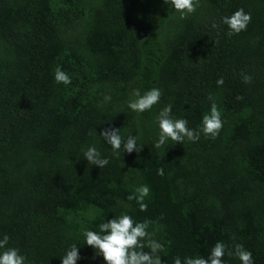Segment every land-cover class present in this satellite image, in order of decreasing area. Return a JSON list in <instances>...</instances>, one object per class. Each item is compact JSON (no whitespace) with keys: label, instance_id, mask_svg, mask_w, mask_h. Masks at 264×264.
I'll return each mask as SVG.
<instances>
[{"label":"trees","instance_id":"obj_1","mask_svg":"<svg viewBox=\"0 0 264 264\" xmlns=\"http://www.w3.org/2000/svg\"><path fill=\"white\" fill-rule=\"evenodd\" d=\"M239 8L252 20L228 36L222 18ZM57 66L70 85L54 81ZM152 87L162 95L150 111L127 107L132 90ZM210 95L217 137L153 147L162 107L195 129ZM106 128L143 147L113 154ZM92 143L109 159L102 169L80 155ZM141 184L144 211L127 200ZM121 211L150 222L165 264L217 241L264 264V0H199L183 20L165 0H0V233L29 264H61L84 229ZM79 244L77 264H103Z\"/></svg>","mask_w":264,"mask_h":264},{"label":"clouds","instance_id":"obj_2","mask_svg":"<svg viewBox=\"0 0 264 264\" xmlns=\"http://www.w3.org/2000/svg\"><path fill=\"white\" fill-rule=\"evenodd\" d=\"M171 8L179 14V19H186L193 14L199 6V0H165ZM250 12L243 8L235 10L231 15H225L222 23L227 26V35L239 34L247 29L251 22ZM213 27H216L213 24ZM244 83L251 82L252 77L242 73ZM54 81L57 84L70 85L72 83L70 75L57 66L54 70ZM217 85H223V78H218ZM162 91L158 87H152L145 91L136 88L131 91L127 101V107L138 114L150 111L154 105L158 104ZM104 102L111 100L110 95L104 96ZM241 99V97H237ZM212 101L210 109L202 115L199 126L195 129L188 126V120L177 118L172 115V105L162 107L155 115V126L158 129L157 138L153 147L161 148L169 145V141L174 143L185 140L196 142L201 134L214 139L219 135L223 127L221 111L210 95ZM93 133L90 131L89 135ZM106 144L111 146L113 154L123 152L131 154L133 151L139 152L143 146L138 144V134L129 135L125 139L121 136L119 129L106 128L100 133ZM80 155L88 162L104 168L109 164V159L102 156L97 146L92 143L82 146ZM79 155V156H80ZM78 156V158H79ZM150 187L147 184L139 185L133 193L127 196V200L139 205L141 211L146 210L145 198L150 195ZM150 222L147 220H137L131 214L121 211L111 218L101 221L95 229L83 230V244L73 242L63 252L60 257L61 264H77L81 259L78 244L87 245L94 249L93 259L103 257V264H165L161 253L165 251V244L154 238L155 233L149 231ZM11 237L7 233H0V264H29L28 257L19 247L13 246ZM225 255L239 260L240 264H254L252 252L243 244L236 243L229 248L223 241H217L209 250L207 256L192 254L183 257L177 255L173 258L172 264H227Z\"/></svg>","mask_w":264,"mask_h":264}]
</instances>
